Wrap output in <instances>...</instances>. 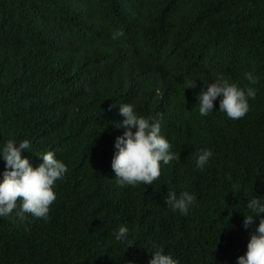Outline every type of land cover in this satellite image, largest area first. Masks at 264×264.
<instances>
[{"label": "trees", "instance_id": "16d2710c", "mask_svg": "<svg viewBox=\"0 0 264 264\" xmlns=\"http://www.w3.org/2000/svg\"><path fill=\"white\" fill-rule=\"evenodd\" d=\"M251 70L245 115L219 98L199 113L190 76L243 86ZM123 102L158 117L176 153L151 184L121 185L111 166ZM26 137L33 166L51 149L68 168L47 218L0 217V264H147L154 241L179 264H237L247 199L264 195V0H0V144ZM169 189L196 194L187 214Z\"/></svg>", "mask_w": 264, "mask_h": 264}, {"label": "clouds", "instance_id": "9594fccd", "mask_svg": "<svg viewBox=\"0 0 264 264\" xmlns=\"http://www.w3.org/2000/svg\"><path fill=\"white\" fill-rule=\"evenodd\" d=\"M122 33L114 31L113 38ZM249 83L243 86L230 82L224 76L209 80L204 74L190 76L186 87H197L198 110L201 115L213 112L214 101L219 98V109L228 117L237 119L245 115L250 107L249 98H255L257 88L253 87L259 81L254 70L246 71ZM185 87V88H186ZM122 119L112 123L123 132L116 136L114 154L111 166L114 169L117 183L135 185L139 182L151 184L161 173V163L168 164L176 159V153L171 149L170 141L161 132V121L154 115H142L130 102L119 104ZM30 138L16 140L9 138L0 144V158L4 161V169L0 173V217L11 216L15 221L25 222L31 217L47 218L50 204L56 199L54 185L67 171L68 165L55 155L54 150L38 153L42 161L33 166L30 158L22 155V150L31 149ZM213 155L209 147L198 150L195 164L203 169ZM238 186L233 185V188ZM19 197V200H18ZM194 192L181 190L179 193L169 189L165 201L173 210L187 214L196 202ZM247 212L244 213L243 226H254L247 241L246 251L237 256V264H264V195H252L246 202ZM258 221V222H257ZM117 241L128 245L134 243L130 237V229L126 223H121L114 229ZM154 251L147 264H179L178 258L171 252H165L162 245L153 242ZM126 264H135L133 260Z\"/></svg>", "mask_w": 264, "mask_h": 264}]
</instances>
